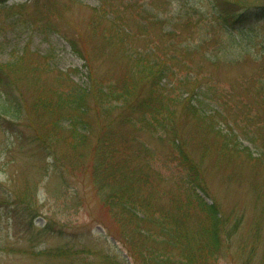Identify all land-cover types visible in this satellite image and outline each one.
<instances>
[{
	"label": "rangeland",
	"instance_id": "374dc122",
	"mask_svg": "<svg viewBox=\"0 0 264 264\" xmlns=\"http://www.w3.org/2000/svg\"><path fill=\"white\" fill-rule=\"evenodd\" d=\"M36 1L8 0L6 5H0V61L12 59L10 52H19L24 45L39 53L50 46L56 60L51 62L52 68L41 72L47 88H67L71 83L84 86L93 80L117 78L116 74L129 70L128 60L137 57L134 52L144 51L142 54L159 59L170 54L185 55L193 64L199 59L196 76L201 87H193V91H203L215 82L224 95L218 97L216 87L208 90L211 98L204 97L202 104L206 118H188L178 130L201 165L205 190L194 187L195 191L224 217L219 226L223 228L219 252L207 264H264V111L260 100H251L248 87L252 74H256L257 81V41L264 37V23L244 26V36L240 37L211 22L216 21L218 14L209 0H182L183 6L200 18L192 24L180 18L184 10L180 0H130L133 6L123 10V23L128 22L131 31L122 37L114 31L112 9L102 6L100 0H52L57 14L53 12L50 18L46 12L42 15ZM107 1L116 6L112 0ZM241 2L243 6L264 0ZM141 6L149 12V22L144 21V27L139 26L136 15ZM14 11L22 15V20L8 24ZM49 19L41 32L36 30ZM170 27L173 31L167 34ZM28 46L26 57L32 60L30 63L41 62L37 53L28 51ZM168 52L171 53L164 54ZM225 52L236 59L210 64V55ZM166 80L162 90L171 95L195 85L179 86L174 76ZM16 83L20 89L16 98L23 100L31 94L27 79L18 76ZM229 83L233 85L230 89ZM145 91L146 83L142 81L128 101L141 98ZM115 101L119 107L111 115L117 119L114 129L124 136V143L143 142L164 158L168 141L160 137L161 131L152 133L146 126L147 114L127 108L123 111V100ZM19 110V115L27 120L16 119L12 127L0 117V264H154L129 259L119 226L103 205L98 185L93 182L89 166H85L97 137L100 117L96 107L87 110L90 132H84V136L81 130L83 140L73 150L69 149L70 141L75 139L73 133L69 134L64 124L50 126L52 111ZM38 120L51 135L50 150L62 164L61 176L50 156H44L37 143L30 140V128L24 124ZM217 127L222 133L216 131ZM223 139L232 141L230 145L235 144V148L223 150ZM80 154L83 156L79 159ZM72 158L76 165L69 161ZM163 177L161 182L154 179L162 205L169 204L170 197H177V193L186 197L176 180ZM153 239H147L146 244L159 250L163 238ZM143 252L144 260L150 259L151 252ZM171 253L178 255L176 251ZM163 264H176V260L166 259Z\"/></svg>",
	"mask_w": 264,
	"mask_h": 264
},
{
	"label": "trees",
	"instance_id": "16d2710c",
	"mask_svg": "<svg viewBox=\"0 0 264 264\" xmlns=\"http://www.w3.org/2000/svg\"><path fill=\"white\" fill-rule=\"evenodd\" d=\"M112 2L116 6L107 0H100L102 6L112 9L116 19L114 31L117 36L123 37L131 31L128 26L130 24L123 23L125 20L123 10H128L133 5L130 0L128 2L112 0ZM212 3L214 12L219 14V19L216 21L225 30L233 28L238 22L249 17H264V4L251 10L248 6H242L241 0H212ZM180 4L184 9L180 18L186 20V23L192 22V16H196V13L183 6L182 0ZM54 5L52 0H46L41 4L42 15L44 12L47 16L53 12L57 14ZM105 11L106 9L103 12ZM148 13L142 6L136 11V15L140 18V27H144V21L149 22ZM172 31L173 28L167 34H171ZM261 43L262 51L257 57L259 61L257 93L264 94V38ZM184 50L187 51L186 48ZM143 52H134L137 57L128 60L129 70L126 72L124 69L122 75L116 74L117 78L114 76L106 82L93 80L84 86L71 83L67 88L51 89L42 82L41 72L51 67L53 54L48 53L39 57L41 62L38 63H30L32 60L26 57V53L14 54L10 61L0 62L2 93L0 115L16 119L21 112L19 109L27 111L32 108V112L34 110L40 112L41 109L52 111L50 126L59 127L64 124L69 134L73 133L75 139L70 141L69 147L73 150L75 144L83 140L81 130L84 136L85 133L90 132V123L86 119L87 110L96 107L100 117L96 130L98 142L91 145L85 166H89L93 182L98 185L97 193L100 194L103 205L119 226L129 256L136 262L140 260L144 263L149 260L154 264H163L167 259L168 262L176 260V264H207L219 252L220 233L223 231L219 226L224 223V217L220 216L214 204H208L195 191L196 187L205 190L206 184L201 175V165L186 147L185 140L178 134L176 127L179 115L201 120L207 113L200 103L192 102L190 97L173 96L162 90L163 79L196 69L200 66L199 59L193 64L192 59L186 60L185 55L176 56L168 52L164 54L170 55L159 59L144 55ZM254 75L256 74L249 77V81L256 80ZM18 76L31 82L32 92H29L31 94L23 100L16 98V93L20 90L16 83ZM142 81L146 83L145 94L141 98L128 101L132 90L137 89ZM118 98L123 100L121 107L123 111L127 108L130 112L147 114L148 120L145 124L152 133L164 131L170 136L169 148L164 158L161 159L156 151L143 142H135L133 145L124 143V136L114 129L117 119L111 115L113 109L119 107L116 105L118 102L115 101ZM122 120L127 122L123 116ZM31 123L36 135L34 139L43 146L41 148L48 150L47 148L51 147V135L42 127L39 120L35 124ZM74 133L77 135L75 136ZM231 143L233 142L223 139L222 149L233 150L235 144L230 145ZM82 156L80 154L79 159ZM53 157L58 160L56 154ZM69 161L76 165L75 158ZM159 161L163 164L162 167H159ZM164 175L176 180L177 186L182 189L186 197L181 195L182 193H177V197H170L169 204L162 205L155 180L161 182L164 180ZM157 185L160 186L159 183ZM129 234L133 236L129 237ZM154 237L163 238L159 242L161 244L159 250L146 244L147 239ZM131 246L136 247L138 251ZM143 250L151 252L150 259L144 260ZM171 251H176L178 255L172 256ZM140 252L143 253L142 256L138 254Z\"/></svg>",
	"mask_w": 264,
	"mask_h": 264
}]
</instances>
